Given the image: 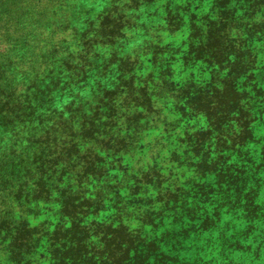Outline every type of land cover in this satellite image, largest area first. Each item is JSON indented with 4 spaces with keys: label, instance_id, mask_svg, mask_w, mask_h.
<instances>
[{
    "label": "trees",
    "instance_id": "1",
    "mask_svg": "<svg viewBox=\"0 0 264 264\" xmlns=\"http://www.w3.org/2000/svg\"><path fill=\"white\" fill-rule=\"evenodd\" d=\"M213 3L218 21L189 25L202 35L188 56L209 81L175 87L159 72L141 81L115 52L92 53L126 22L112 0H0V264H215L203 246L222 255L264 240V147L259 157L247 147L262 53L231 43L242 31V44L261 41L248 19L264 0ZM170 103L191 163L160 154L159 105ZM145 137L158 151L141 153Z\"/></svg>",
    "mask_w": 264,
    "mask_h": 264
},
{
    "label": "rangeland",
    "instance_id": "2",
    "mask_svg": "<svg viewBox=\"0 0 264 264\" xmlns=\"http://www.w3.org/2000/svg\"><path fill=\"white\" fill-rule=\"evenodd\" d=\"M212 5L216 10L219 9V6L215 5L213 0H112V6H114L113 17L116 12H119L123 16H119V21L125 20L126 22L122 29L117 30L121 35L112 37L114 43L111 44L110 48L95 47L92 53L100 55L106 52H115L118 56L126 57L125 69H138L137 72L141 76V81H149L150 79L152 81L153 79L154 82L157 77L155 73L159 72L164 76L166 75L164 79L171 82L175 87L183 83L204 84L209 81L208 71L205 68L206 65L202 64L201 60L195 62L188 56L189 51L193 50V47L196 46V42H194V38L192 40L191 35L194 33L202 35V32L196 28V32H194V27H190L189 25L190 23H195L197 28H202L201 30L204 31V25L207 21L210 23H212L211 21H218L219 14H216V10ZM223 6L221 3V7ZM230 6L228 5V7ZM248 22L249 24L254 23L256 25L257 32L264 33L258 28V24H264V3L258 7V11L256 9V13L252 17H249ZM243 33L242 31L233 34V37L236 38L235 41H237L231 42L234 49H248L249 51L262 53L261 58H256V67L260 70L259 79H261L259 90L256 91L257 95L255 94L254 97L255 103L258 106L251 110L255 137L253 140L248 141L247 144L250 151H254V155L259 157L258 154L261 152L262 147H264V34L259 36L262 37L259 42L251 41L242 44L243 42L239 41L245 37ZM256 36L258 35L256 34ZM188 43H191L193 46L188 48ZM213 47L218 49L215 46H211L209 49L212 50L214 49ZM102 58L104 59V57ZM150 59L155 61L154 65L150 63ZM102 64L100 61L99 65ZM149 73H151L150 77L146 78ZM134 78L136 79V77ZM92 79L94 77L88 80ZM256 89H258V86ZM159 107H163L161 114L165 118L166 123H168L163 130L166 142H161L162 153L160 154L163 155L164 152H168L167 155L169 156L171 151H175V157L179 162L182 159H187L191 163L194 160L193 157L189 154H183L186 149L178 147L175 143L176 131L171 126L176 121V114L173 109L174 103H170V105L166 104V106L159 105ZM192 122L188 125L192 130L204 127L200 119ZM145 129L146 127H141L139 132L141 137L144 136ZM145 139L146 137L143 139V143L140 142L143 145L141 153L145 150L158 151V148L155 146L152 148L153 143L150 142L151 140ZM149 142L148 146L147 143ZM140 157L142 155L139 157L138 155L133 156L132 160L135 162ZM146 158L144 159L143 156L140 159L141 161H139L142 163ZM261 170L258 169L256 171L260 186L256 199L258 203L256 204H259L260 209L264 207V167ZM188 179V172H180L178 169L175 185L183 186ZM204 180L210 181L207 177ZM260 213L263 216L259 214L257 225H261V228H264L262 226V222H264V208L263 212ZM260 234L261 238H264V232L260 231ZM203 249L206 251L214 250L213 256L207 252V255H209L207 261L210 258H214L217 262L215 264H264V240H254L252 244L251 240H249L246 244L241 243L237 248L227 249L226 254L222 255H218L212 246H203ZM199 258L203 257L201 255L197 257L193 264H205L206 256L205 261L203 259L198 261Z\"/></svg>",
    "mask_w": 264,
    "mask_h": 264
}]
</instances>
